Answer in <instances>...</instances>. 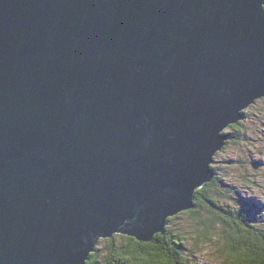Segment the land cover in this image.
<instances>
[{"label": "water", "instance_id": "obj_1", "mask_svg": "<svg viewBox=\"0 0 264 264\" xmlns=\"http://www.w3.org/2000/svg\"><path fill=\"white\" fill-rule=\"evenodd\" d=\"M261 96L264 0H0V264L149 242Z\"/></svg>", "mask_w": 264, "mask_h": 264}, {"label": "trees", "instance_id": "obj_2", "mask_svg": "<svg viewBox=\"0 0 264 264\" xmlns=\"http://www.w3.org/2000/svg\"><path fill=\"white\" fill-rule=\"evenodd\" d=\"M212 185L213 181L208 183L207 188ZM196 197H205L203 188L197 190ZM197 199L193 209L179 213L183 216L177 225L184 222V217H190L187 223L184 222L188 228L172 229V226L168 225L166 230L157 234L151 242H140L133 237L116 234L112 238L100 240L105 241V245L95 249L87 264H199L193 257L198 253L195 249H210L206 244H210V252L219 259L220 264H264L263 219L258 215H244V208L238 215L236 213L242 223L251 227L252 233H248L239 228L236 218L230 213L232 206L229 203L216 204L209 198L206 200L211 206L202 208L197 205ZM252 204L257 211L264 207V203L258 201ZM189 229L194 230L190 247L187 234ZM226 231L232 234H227ZM214 239H217L218 244L213 245Z\"/></svg>", "mask_w": 264, "mask_h": 264}, {"label": "rangeland", "instance_id": "obj_3", "mask_svg": "<svg viewBox=\"0 0 264 264\" xmlns=\"http://www.w3.org/2000/svg\"><path fill=\"white\" fill-rule=\"evenodd\" d=\"M244 109L246 114L242 111L244 117L239 120L238 124L230 125L225 129L232 134L230 140L227 138L225 142L223 141L224 143L228 141L226 146L223 144L221 149L212 156L211 163L214 168L213 172H215L213 185L207 188L208 182L203 187L205 197L200 199L196 197V199L197 205L202 208L211 206L206 200L209 198L213 199L216 204L217 202L222 205L229 203L232 206L230 213L233 214V218H236L239 228L252 233L251 227L242 223L237 215L244 208V215H258L264 220V207L257 211L252 204L256 201L264 203V98L257 99ZM180 212L182 211L169 216L167 226H172V229L188 228L186 223L190 217H184L183 221L186 223L181 222V225H177L183 216L179 214ZM226 233L232 234L230 231ZM187 234L190 247L192 246L191 234H194V230L189 229ZM213 243V245L218 244L217 239ZM102 245H105V241L97 242L95 248H100ZM206 245H209L210 249L208 247L206 250L195 249L198 252L194 254L196 257L193 256L195 261L199 264H220L219 259L210 252V244Z\"/></svg>", "mask_w": 264, "mask_h": 264}, {"label": "bare ground", "instance_id": "obj_4", "mask_svg": "<svg viewBox=\"0 0 264 264\" xmlns=\"http://www.w3.org/2000/svg\"><path fill=\"white\" fill-rule=\"evenodd\" d=\"M261 98H264V97L261 96ZM234 124H236V123H234V122H233V123H229L226 127H224V128L220 131V133H221L222 135L228 136V137H229V140H230V135H232V134H230L229 131H226L225 129H226L228 126H230V125H234ZM227 142H228V141H227ZM227 142H226V144H227ZM226 144H225V146H226ZM227 146H228V145H227ZM225 148H226V147H225ZM220 152H221V151H220ZM210 168H212V170H214V168H213V166H212V163L210 164ZM214 175H215V172H212V177H213ZM207 185H208V184H207ZM194 207H195V206L192 205L191 208H189V209H185V210L188 211V210L193 209ZM166 227H167V224L164 226L162 232H157V233H155V234L153 235L152 239H151L149 242H151L157 234L163 233V232L166 230ZM116 234H121V235H123V234L120 233V232H114V233L111 234V237H99V238L97 239L96 242L99 243L100 240H102V239H109V238H112V237L115 236ZM127 236H130V235H127ZM130 237H133V236H130ZM133 238L136 239V237H133ZM136 240H138V239H136ZM113 241H114V239H113ZM138 241H139V240H138ZM140 242H145V241H140ZM96 248H97V247H96ZM96 248H92L93 250H92L91 252L88 253V255H87V259L84 260V263H85V264H87V261H88V259L90 258V255L95 251Z\"/></svg>", "mask_w": 264, "mask_h": 264}]
</instances>
